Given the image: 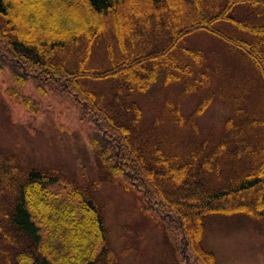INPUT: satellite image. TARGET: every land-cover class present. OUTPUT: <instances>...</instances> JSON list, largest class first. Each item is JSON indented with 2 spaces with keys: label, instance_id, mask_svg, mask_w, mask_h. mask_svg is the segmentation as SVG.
<instances>
[{
  "label": "trees",
  "instance_id": "trees-1",
  "mask_svg": "<svg viewBox=\"0 0 264 264\" xmlns=\"http://www.w3.org/2000/svg\"><path fill=\"white\" fill-rule=\"evenodd\" d=\"M31 2L32 9L25 5L18 12L13 0H0V72H10L12 84L5 87L9 96L34 115L43 111L44 100L56 96L79 108L91 125L100 166L141 193L147 209L156 214L169 233L182 264H220L201 243L207 217L215 212H246L264 232V146L252 154L257 157L237 184L208 189L206 178L198 177L190 163L168 157L161 149L147 157L133 141L131 125L102 105L86 86L88 78L116 79L113 96L121 101L123 92L125 96L141 95L162 75L165 86L182 84L183 97L204 93L210 88V74L200 69L204 53L183 42L200 30L242 49L257 66L264 83V51L260 49L264 46V21L252 23L233 15L239 3L264 6V0H222L219 5L212 4L211 11L206 0ZM16 18L22 21L17 23ZM223 21L253 34L254 40L233 37L218 25ZM161 23L165 24V32L159 33ZM110 33L127 55L103 69L86 66L96 41ZM158 33L152 40L151 35ZM143 44L146 51L140 52L137 47ZM79 45V64L69 67L61 57L63 48L77 49ZM212 100V92L202 94L188 116L168 101L171 120L178 126L188 123L193 127L195 114ZM130 106L136 122L142 115L141 108L136 100ZM236 117L232 113L227 118L222 138L213 149L208 148V141V149L199 153L201 170L207 175L221 174L222 165L233 158ZM236 124L240 132H246L249 126L264 128V119L246 118L243 125ZM49 171L31 168L19 187L10 223L31 240L17 253L16 263L96 264L99 256L107 254L108 232L95 195L56 169ZM25 258L28 262L23 263Z\"/></svg>",
  "mask_w": 264,
  "mask_h": 264
},
{
  "label": "rangeland",
  "instance_id": "rangeland-1",
  "mask_svg": "<svg viewBox=\"0 0 264 264\" xmlns=\"http://www.w3.org/2000/svg\"><path fill=\"white\" fill-rule=\"evenodd\" d=\"M206 1L211 11L222 0ZM13 2L18 12L25 5L33 8L31 0H26V3L23 0ZM233 15L247 22H263L264 6L239 3ZM15 21L20 23L22 19L16 18ZM218 25L233 37L249 41L255 38L230 22L223 21ZM164 26L160 24L159 33L165 32ZM159 33L151 35V39L155 40ZM183 42L200 48L204 53L200 69L210 74V88L208 90L207 87L204 93L195 92L183 97L182 84L170 83L165 86L162 75L141 95L126 92L125 96L123 92L121 101L113 96L116 79L88 78L86 86L95 92L102 105L131 125L133 141L147 157L161 149L168 157L190 163L198 177L206 178L208 189L234 186L245 168L256 159L257 156L252 154L264 146L262 126H249L246 132H240L236 124L243 125L246 118L264 119L262 77L253 60L242 49L220 37L200 30L186 36ZM70 47H64L61 53L69 67L78 65L81 58L80 45L77 49ZM126 47L130 52L129 42ZM137 48L140 52L146 51L144 44ZM260 49L264 51V46ZM113 50L114 56H111ZM125 55L127 53L122 51L110 33L98 43L96 41L85 65L103 69ZM9 73V70L0 72V264H17V253L26 248L31 240L29 235L25 238L18 233L10 223L19 187L31 168L47 172L56 169L73 183L93 192L108 232L107 254L99 256L96 264H182L169 233L156 214L147 209L141 193L127 185L121 176H114L100 166L91 125L81 110L56 96L44 100L45 108L34 115L5 91V87L12 84ZM207 92H212L213 100L199 114H195L193 127L187 126L188 123L178 126L171 120L169 102L175 103L188 116L202 94L207 95ZM132 100L137 101L142 112L136 122H133L135 115L130 106ZM232 113L233 117L237 114L233 123V137L237 142L232 146L233 158L222 165L221 174L207 175L201 170L198 155L215 147ZM243 148L246 150L242 152ZM192 181L197 180L192 177ZM206 222L201 243L215 254L220 264H264V232L246 212L219 211L210 214ZM26 262L27 258L23 260V263Z\"/></svg>",
  "mask_w": 264,
  "mask_h": 264
}]
</instances>
